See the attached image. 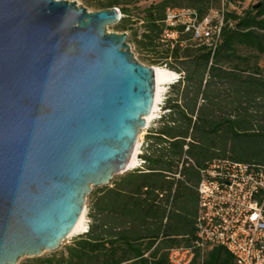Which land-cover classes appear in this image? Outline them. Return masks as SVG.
<instances>
[{"label": "water", "instance_id": "obj_1", "mask_svg": "<svg viewBox=\"0 0 264 264\" xmlns=\"http://www.w3.org/2000/svg\"><path fill=\"white\" fill-rule=\"evenodd\" d=\"M118 8L0 0V264L56 250L128 170L155 96Z\"/></svg>", "mask_w": 264, "mask_h": 264}, {"label": "trees", "instance_id": "obj_2", "mask_svg": "<svg viewBox=\"0 0 264 264\" xmlns=\"http://www.w3.org/2000/svg\"><path fill=\"white\" fill-rule=\"evenodd\" d=\"M139 1L104 0L93 5L97 10L116 7L128 15V5ZM170 1L148 8L144 37L153 45L167 29L163 19ZM181 7L194 8L200 19L217 11L222 24L214 45L176 29L172 47L191 49L179 52L177 46L166 58H173L175 64L164 63L180 77L170 85L155 134L150 135L159 147L143 154L140 167L94 190L88 229L66 246V255L32 261L170 264L169 251L193 246L196 238L200 170L220 159L264 166V76L259 71L243 76L242 70L226 66L220 57L233 52L237 44L264 54V2L240 13L210 8V0H192ZM185 156L192 162L178 169ZM189 264L236 263L225 247L217 245L204 253L195 249Z\"/></svg>", "mask_w": 264, "mask_h": 264}, {"label": "built area", "instance_id": "obj_3", "mask_svg": "<svg viewBox=\"0 0 264 264\" xmlns=\"http://www.w3.org/2000/svg\"><path fill=\"white\" fill-rule=\"evenodd\" d=\"M221 20L217 11L200 19L194 8L168 7L163 19L167 28L164 33L177 36L176 29L181 28L191 39L214 45L220 34ZM179 77L176 73L172 83ZM143 162L137 158L133 168ZM190 162L185 156L178 163V169ZM197 192L194 244L171 249L170 264H189L195 249L204 253L217 245L225 247L236 264H264V166L229 159L214 160L200 170Z\"/></svg>", "mask_w": 264, "mask_h": 264}, {"label": "rangeland", "instance_id": "obj_4", "mask_svg": "<svg viewBox=\"0 0 264 264\" xmlns=\"http://www.w3.org/2000/svg\"><path fill=\"white\" fill-rule=\"evenodd\" d=\"M74 1L78 5L85 7L88 11H97L96 7L93 5L97 1H104V0H68ZM92 2L91 4L88 3ZM161 0H141L138 3L128 5L129 14L124 15L120 12V20L117 23L111 24L106 26V32L108 33H126L127 34V44L130 47V51L132 52L134 58L143 65L146 66H161L170 71L167 66H164V63H168L170 66V62L175 64L173 58H168L169 54H171L172 49H176L178 46L179 52L183 49H191L187 45V47H181L179 45H175L172 47L171 40L176 38V35H166L165 33H160L158 37H156V42L158 44H151L148 38L144 37V34L147 33V16H148V8L151 5L159 3ZM192 0H171L167 6L169 7H181V6H188ZM264 0H210V8L213 9H226L230 11H236L240 13L243 9L247 8L249 5H257ZM153 12H157L153 10ZM122 18V19H121ZM222 60L226 63V66H235L239 68L243 72V76L247 74L255 73L259 71V74L264 76V54L258 52L254 48L246 47L243 45L237 44L233 52L222 53L221 56ZM171 68V67H170ZM174 72V71H172ZM172 80H170L167 84L164 85V89L161 93V96L157 102V113L156 115L151 118L146 126L141 129L138 134V151L141 150V144L144 140V136L147 130L154 125L155 121L159 117V112L162 111L161 106L163 104L164 98L168 95L171 91ZM137 156V155H136ZM96 187L92 188L90 194L87 195L85 206H84V224L88 229L89 225V218L88 212L89 207L92 200V194ZM87 229L85 231H87ZM85 231H78L71 236H67L59 245V247L54 251H47L44 252L42 255L37 256L39 258H50L56 257L59 258L61 255H66V246L71 245L74 239L82 234ZM33 258V257H32ZM17 264H38L35 261H32L30 257H24L18 260ZM55 264V263H53Z\"/></svg>", "mask_w": 264, "mask_h": 264}, {"label": "bare ground", "instance_id": "obj_5", "mask_svg": "<svg viewBox=\"0 0 264 264\" xmlns=\"http://www.w3.org/2000/svg\"><path fill=\"white\" fill-rule=\"evenodd\" d=\"M154 72H155V96H154V102L152 106V110L149 115L145 117L146 123L153 118L157 113V102L161 96V93L164 89V85L167 84L170 80L173 79L174 76H176L175 72H172L164 67L161 66H154ZM138 148V143L134 152V155L132 156L129 164L128 169H131L136 165L137 157L136 152ZM87 227L84 224V210L82 211L77 223L75 224L74 228L71 230V232L68 234V236H71L72 234L78 232V231H85Z\"/></svg>", "mask_w": 264, "mask_h": 264}, {"label": "crops", "instance_id": "obj_6", "mask_svg": "<svg viewBox=\"0 0 264 264\" xmlns=\"http://www.w3.org/2000/svg\"><path fill=\"white\" fill-rule=\"evenodd\" d=\"M155 123H154V125L153 126H151L148 130H147V132H146V134H145V136H144V140L142 141V144H141V150L140 151H138L137 150V158H144L143 157V154L145 153V154H148L149 152H151V151H153L155 148H157V147H159V142H156V140L153 138V137H151L150 135H152V134H155V132H154V129H155ZM140 145V144H139ZM139 145H138V148H139ZM137 148V149H138ZM132 169H134V168H131V169H128L127 171H130V170H132ZM126 171V172H127ZM126 172H124V173H122V174H120V175H117V176H115L114 178H113V180L116 178V177H119V176H121V175H123V174H125ZM112 180V181H113ZM111 181V182H112ZM111 182L109 183V184H107V185H110L111 184ZM104 186H106V185H104ZM101 187H103V186H100V187H96L95 189H99V188H101Z\"/></svg>", "mask_w": 264, "mask_h": 264}]
</instances>
